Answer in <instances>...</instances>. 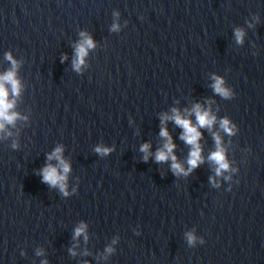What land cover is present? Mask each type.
I'll use <instances>...</instances> for the list:
<instances>
[{
	"label": "water",
	"instance_id": "obj_1",
	"mask_svg": "<svg viewBox=\"0 0 264 264\" xmlns=\"http://www.w3.org/2000/svg\"><path fill=\"white\" fill-rule=\"evenodd\" d=\"M82 32L95 47L76 71ZM10 70L20 92L7 85L18 119L0 132V264H264V0H0V75ZM197 104L217 123L199 129L205 162L176 176L155 160L161 128L185 170L192 148L162 119L176 109L197 125ZM213 133L230 165L220 176ZM58 147L67 196L40 174Z\"/></svg>",
	"mask_w": 264,
	"mask_h": 264
},
{
	"label": "clouds",
	"instance_id": "obj_2",
	"mask_svg": "<svg viewBox=\"0 0 264 264\" xmlns=\"http://www.w3.org/2000/svg\"><path fill=\"white\" fill-rule=\"evenodd\" d=\"M116 15L119 14L117 13ZM117 30H119V25H113L112 31ZM81 36L83 37V39L76 46V59L73 62V67L76 71H79L81 66L84 64L85 57L88 55L89 49L95 47V44L90 36L83 32L81 33ZM235 36L237 43H243V30L237 29L235 32ZM6 58L11 61L13 69H15L17 67V62L13 59L11 54H8ZM213 80L215 81V83L212 85L214 92L224 99H231L233 93L224 86L225 81L218 76H213ZM7 85H11L12 95H19L20 84L16 79V72L14 70H10L4 75H0V132L5 130L6 124L14 125L15 121L18 119V115L11 111L14 108L15 102L9 99L10 92ZM173 113L174 115L171 117H163L162 123H166L168 120H173L177 126L181 127L184 130L181 139L192 148L189 159L187 161L189 168L188 170H185V168L178 162L177 157L174 155V149L176 145L173 143L166 127L161 128L160 131V135L166 140V143L164 144L163 148L159 149L155 153V160L157 163L167 162L171 160V169L173 174L176 176H187L205 162L202 156V148L199 143L202 138V133L199 131V129L207 128L211 130L217 123V117L211 114L210 109L204 110L199 104L195 105L192 109V113H194L196 116L197 125H193L191 120L183 118L178 110L173 109ZM219 123L221 129L225 133H227L228 135L234 134L235 125H232L228 119H222L219 121ZM9 135H11V133H9ZM213 137L216 141L217 150L210 154L208 160L216 165V175L220 176L224 172L229 170L230 165L226 157L225 149L224 147H222L220 135L218 133H213ZM150 147L151 145L149 144H144L141 147V151L145 153V162H147L150 155ZM95 151L100 155H108L112 150L105 147H97ZM62 153L63 149L58 147L52 154H50L48 156V159L50 161L57 160L59 161V164L58 166L48 164L40 174L42 176L43 183L48 184L52 188H58L60 192L63 193V195L67 196L69 195L67 191V178L68 173L71 171V168L70 165L63 159ZM210 179L214 186L219 187V185L216 184L214 178ZM226 179H231V177H226ZM85 229V225H81L80 227H78L75 230V237L78 238L81 235L85 234ZM85 239H87L86 235ZM186 239L190 246H195L197 237L193 233H187ZM200 243L203 244L205 243V241L200 240ZM108 251L111 252L112 249L110 248L108 249ZM73 255H75V252H73ZM45 264H47V262H45Z\"/></svg>",
	"mask_w": 264,
	"mask_h": 264
}]
</instances>
